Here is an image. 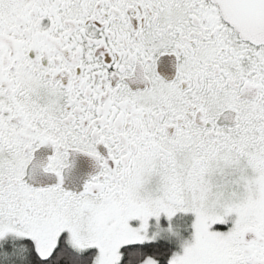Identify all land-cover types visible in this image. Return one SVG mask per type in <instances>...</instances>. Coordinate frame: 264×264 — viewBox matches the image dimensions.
Masks as SVG:
<instances>
[{
  "label": "flooded vegetation",
  "instance_id": "af4514ba",
  "mask_svg": "<svg viewBox=\"0 0 264 264\" xmlns=\"http://www.w3.org/2000/svg\"><path fill=\"white\" fill-rule=\"evenodd\" d=\"M41 151L53 186L26 181ZM262 187L264 45L210 0H0V224L36 222L38 195L86 211L139 193L153 242L194 240L201 212L218 264H264Z\"/></svg>",
  "mask_w": 264,
  "mask_h": 264
},
{
  "label": "rangeland",
  "instance_id": "374dc122",
  "mask_svg": "<svg viewBox=\"0 0 264 264\" xmlns=\"http://www.w3.org/2000/svg\"><path fill=\"white\" fill-rule=\"evenodd\" d=\"M152 177L147 170L139 171L134 182L135 192L142 193L141 191L147 190L143 184L147 179L153 180ZM253 190H256L258 195L262 194V200L254 204V210L264 211V187ZM239 192L242 194L243 189ZM139 193L129 194L125 200L114 204L113 207L111 205L106 209L88 208L86 211L69 209L66 207L68 204H55V197L51 194L38 195V198L46 202L35 206V213L40 218L20 228L0 224V243L9 238H29L34 241L39 254L47 258L58 245L59 239L66 235L70 246L77 251L97 249L93 264H118L123 246L155 241L154 236L146 232L148 227H152L148 224L150 213L144 209L145 196ZM205 217V213L196 214L194 240L188 243L178 242L180 249L172 257V264H218L220 248L205 236ZM210 221L222 220L212 218ZM154 225L159 226L157 223ZM142 264H156V261L150 258Z\"/></svg>",
  "mask_w": 264,
  "mask_h": 264
},
{
  "label": "trees",
  "instance_id": "16d2710c",
  "mask_svg": "<svg viewBox=\"0 0 264 264\" xmlns=\"http://www.w3.org/2000/svg\"><path fill=\"white\" fill-rule=\"evenodd\" d=\"M180 249L178 244L167 240L137 243L121 248V260L118 264H142L154 259L156 264H172L171 259ZM97 249L77 251L63 235L53 252L43 258L32 239H6L0 243V264H93Z\"/></svg>",
  "mask_w": 264,
  "mask_h": 264
},
{
  "label": "water",
  "instance_id": "95a60500",
  "mask_svg": "<svg viewBox=\"0 0 264 264\" xmlns=\"http://www.w3.org/2000/svg\"><path fill=\"white\" fill-rule=\"evenodd\" d=\"M223 20L229 24L235 33L244 41L254 45H264V0H210ZM41 152L27 168L26 181L33 187H47L58 183V176L44 171L40 162ZM88 178L97 172L96 167H87ZM74 165L63 173V186L72 191L80 192L83 181L76 179Z\"/></svg>",
  "mask_w": 264,
  "mask_h": 264
}]
</instances>
